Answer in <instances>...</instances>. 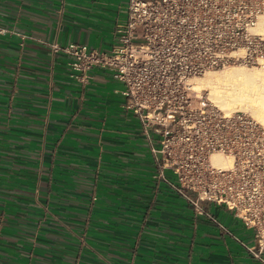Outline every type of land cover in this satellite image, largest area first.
I'll use <instances>...</instances> for the list:
<instances>
[{
    "label": "crops",
    "instance_id": "crops-1",
    "mask_svg": "<svg viewBox=\"0 0 264 264\" xmlns=\"http://www.w3.org/2000/svg\"><path fill=\"white\" fill-rule=\"evenodd\" d=\"M128 2L0 0V264H260L155 180L122 85L52 50H110Z\"/></svg>",
    "mask_w": 264,
    "mask_h": 264
},
{
    "label": "built area",
    "instance_id": "built-area-1",
    "mask_svg": "<svg viewBox=\"0 0 264 264\" xmlns=\"http://www.w3.org/2000/svg\"><path fill=\"white\" fill-rule=\"evenodd\" d=\"M264 0H129L110 50L52 45L69 56L70 78L89 85L111 75L126 113L141 125L155 180L173 189L264 264V126L243 111L226 113L192 80L231 66L264 68V34L255 32ZM4 31L0 28V34ZM215 156L230 160L221 167ZM171 174L172 177L168 175ZM232 213L253 233L236 238L210 212Z\"/></svg>",
    "mask_w": 264,
    "mask_h": 264
},
{
    "label": "bare ground",
    "instance_id": "bare-ground-1",
    "mask_svg": "<svg viewBox=\"0 0 264 264\" xmlns=\"http://www.w3.org/2000/svg\"><path fill=\"white\" fill-rule=\"evenodd\" d=\"M264 34V15L255 30ZM195 90L209 91L210 99L226 113L245 111L264 125V68L229 67L225 71L208 73L192 81ZM228 159L215 156L213 162L225 167Z\"/></svg>",
    "mask_w": 264,
    "mask_h": 264
},
{
    "label": "rangeland",
    "instance_id": "rangeland-1",
    "mask_svg": "<svg viewBox=\"0 0 264 264\" xmlns=\"http://www.w3.org/2000/svg\"><path fill=\"white\" fill-rule=\"evenodd\" d=\"M232 67V66H231ZM233 67H239V68H248V69H251V68H253V67H245V66H233ZM229 68V67H228ZM227 69V68H226ZM222 71H225V69L224 70H221V72ZM216 72H220V71H215V72H211V73H216ZM206 95H210V92L209 91H203ZM209 98H210V96H209ZM211 101H212V99H210ZM213 102V101H212ZM214 103V102H213ZM215 104V103H214ZM217 105V104H216ZM218 106V105H217ZM219 107V106H218ZM243 112H245V111H243ZM260 124H262V123H260ZM263 125V124H262ZM264 126V125H263ZM215 208V207H214ZM212 213L214 214V215H216L215 214V212L214 211H212ZM217 216V215H216ZM224 224L228 227V228H230L231 230H232V232L234 233V235H237L238 237H240L241 238V240H243L244 242H246L247 244H249L250 246H253L254 245V243H253V233L251 232V231H247L245 228H244V226H242V225H240L235 219H232L230 216H228V219H226L225 217H224Z\"/></svg>",
    "mask_w": 264,
    "mask_h": 264
}]
</instances>
